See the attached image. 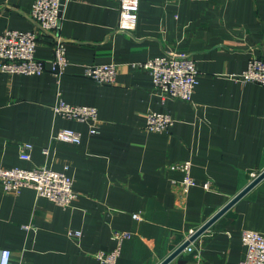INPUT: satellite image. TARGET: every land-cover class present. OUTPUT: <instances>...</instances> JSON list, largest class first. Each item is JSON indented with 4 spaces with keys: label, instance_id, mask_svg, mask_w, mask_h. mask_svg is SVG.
Listing matches in <instances>:
<instances>
[{
    "label": "crops",
    "instance_id": "0c3cea01",
    "mask_svg": "<svg viewBox=\"0 0 264 264\" xmlns=\"http://www.w3.org/2000/svg\"><path fill=\"white\" fill-rule=\"evenodd\" d=\"M33 2L0 0V33L38 32ZM118 18V0H70L59 31L68 60L59 82L49 64L40 75L0 72V166L67 165L77 193L61 208L32 189L13 194L0 184V250L9 249L15 263L101 264L94 253L111 250L118 230L131 235L117 264H159L264 169V86L236 80L251 57L264 59V0H140L131 33L117 30ZM53 44L38 32L35 57L51 59ZM169 50L194 59L191 102L162 101L149 73L132 66ZM105 63L116 67L113 84L84 75ZM58 92L67 103L95 107L99 132L54 116ZM151 111L174 124L146 131ZM60 128L74 129L81 142L51 139ZM23 143L32 145L29 160L19 158ZM186 160L209 190L183 191V173L170 166ZM246 229L264 233V178L192 241L191 252L167 264H234L245 255Z\"/></svg>",
    "mask_w": 264,
    "mask_h": 264
},
{
    "label": "built area",
    "instance_id": "2783aa9c",
    "mask_svg": "<svg viewBox=\"0 0 264 264\" xmlns=\"http://www.w3.org/2000/svg\"><path fill=\"white\" fill-rule=\"evenodd\" d=\"M70 0H34L30 11V18L37 25L40 33L52 36L53 56L44 60L35 57L38 43V32L35 30L6 29L0 33V72L9 74L40 75L49 64V72L57 82L62 76L68 60L66 57V45L61 37L60 25L65 6ZM119 18L117 30L123 33H131L135 30L138 19L140 0H118ZM133 67L145 70L152 79L154 92L164 101L166 99H178L191 102L195 86L198 83V71L194 59L188 53L182 51H165L146 59L143 62L133 63ZM84 75L100 84H113L116 76V67L113 63L95 64L86 67ZM241 83L251 82L264 86V59L251 57L246 68L236 77ZM57 93V100L52 106L53 115L87 124L89 134H96L98 129V111L91 105L71 104L63 101ZM175 119L168 113L151 111L146 115L144 129L149 132L168 131ZM51 139L71 144L81 142L80 134L71 128L57 129ZM32 145L23 143L19 148V158L29 160ZM47 153V149H43ZM171 169L183 173L180 182L184 192L191 187L201 186L209 190V180L198 182L191 174V162L189 160L172 164ZM69 167L64 165L61 170H54L46 165L23 167L0 166V184L2 190L7 193L17 194L22 188L32 189L36 195L44 197L61 208L71 207L77 198V193L72 186V177L68 174ZM133 219L140 220L137 213L132 214ZM24 228H29L24 225ZM196 229L191 228L185 237L188 239ZM69 237L78 238L79 231H67ZM131 235L127 231L115 230L111 238L115 246L109 251H96L94 257L101 264H117L123 240ZM241 242L245 247V255L234 264H264V233L254 230H242ZM191 252L194 248L190 242L185 248ZM0 264H18L12 259V252L3 248L0 250Z\"/></svg>",
    "mask_w": 264,
    "mask_h": 264
},
{
    "label": "water",
    "instance_id": "95a60500",
    "mask_svg": "<svg viewBox=\"0 0 264 264\" xmlns=\"http://www.w3.org/2000/svg\"><path fill=\"white\" fill-rule=\"evenodd\" d=\"M264 178V169L257 174L245 187H243L232 199H230L222 208H220L214 215H212L207 221H205L196 231L186 239L181 245L174 249L165 259L159 264H167L176 254L184 250L187 245L203 234L211 224L220 217L227 209H229L239 198H241L248 190H250L255 184Z\"/></svg>",
    "mask_w": 264,
    "mask_h": 264
}]
</instances>
